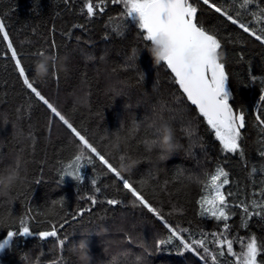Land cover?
Listing matches in <instances>:
<instances>
[{
    "label": "trees",
    "instance_id": "16d2710c",
    "mask_svg": "<svg viewBox=\"0 0 264 264\" xmlns=\"http://www.w3.org/2000/svg\"><path fill=\"white\" fill-rule=\"evenodd\" d=\"M88 2L96 5L100 0H0V21L21 54L30 80L87 139L102 152H110L114 164L120 157L136 161L131 172L122 175L138 188L143 184L149 201L161 209L170 226L189 230L183 233L185 237L191 233L201 239L202 233L209 234L207 246L219 251L210 234L220 232L223 221L203 213L196 201L208 194L205 184L221 167L230 180L222 191L235 193L226 197L229 212L234 213L227 232L234 252L240 253L242 242L246 244L251 235L264 241V219L253 216L247 228L241 227L240 209L231 207L234 201L259 200L253 194L264 189V158L260 156L264 128L256 120L257 115L264 116V102L259 101L264 92V45L206 6L198 7L199 23L222 42L220 51L229 75L228 102L234 112L242 110L246 116L241 160L239 154L220 150L203 118L170 79V71L162 62L152 63L147 54L151 43L122 15L123 6L105 0L104 12L94 8V16L88 18L83 7ZM216 3L234 17L239 14L238 19L254 29L264 26L257 8V3L264 7V0L243 8V0ZM41 50L66 57L65 67L58 69L53 62L48 78L36 82L32 61ZM10 56L0 36V171L18 168L23 180L11 192L0 194V222H9V227L0 228V241L9 230L18 233L21 218L33 235L14 236L0 251V264H78L73 246L85 234L92 264H203L199 257L178 254L172 246L157 249L154 240L166 239L167 229L117 192L112 187L115 178L98 162L94 169L81 161L79 180L63 176L62 169L75 158L70 133L58 119L49 126L51 114L23 87ZM160 119L172 125L177 143L176 152L164 159L152 145L154 126ZM93 180L100 193L94 192ZM90 195L103 201L116 197L122 203L98 202L90 213L73 221V212L90 205L86 199ZM65 216L69 223L59 237L63 246L56 238L39 239L40 230ZM141 241L151 245L149 251L140 246ZM221 259L223 264H235L233 257ZM258 260L264 261V253Z\"/></svg>",
    "mask_w": 264,
    "mask_h": 264
},
{
    "label": "snow or ice",
    "instance_id": "6c2138e0",
    "mask_svg": "<svg viewBox=\"0 0 264 264\" xmlns=\"http://www.w3.org/2000/svg\"><path fill=\"white\" fill-rule=\"evenodd\" d=\"M104 2L105 0H100L96 5L90 2L85 3L83 7L86 9L87 17L92 18L94 16V8L104 12ZM253 2H256V0H243L241 7L243 8ZM112 3L123 6L122 15L139 29L140 33L143 34L144 41L150 42L151 46L158 45L167 52V55L163 57L162 64L170 71V79L178 86L179 92L182 93L183 97H186V101L195 106L194 111L198 112L199 117L203 118L207 128L214 134L215 140L219 142L220 150L224 153L239 154L240 159L244 160L241 140L243 139V130L246 128V116L242 110L234 112L233 107L228 102L229 93L226 92L225 85L229 75L220 51L222 42L218 35L199 23L198 7L206 6V10L210 9L213 13H218L219 16L224 17L232 25L242 29L243 33H247L249 37H254L260 45H264V26L260 27L259 30L250 27L238 19L239 14L234 17L230 11H226L224 7L218 5L216 0H198V3H192L190 0H112ZM257 8L259 15L264 16V7L257 3ZM73 27H77V25H73ZM0 36H2L3 42L7 46V52L11 54L10 59L14 64V71L18 73V78L23 87L34 95L36 101L46 106L51 114L48 118L49 126L52 125L54 120L58 119L70 133L69 144L75 148V158L72 163L62 169L63 176L79 180L81 179V161L93 165L94 169L96 162H98L103 169L107 170V173L115 178L112 187L117 192L128 196L133 207L146 210L167 229L169 235L166 239L154 240L157 249L172 246L178 254L189 252L199 257L203 264H209V259L211 264H223L221 258L225 256L233 257L235 264H264V261L258 260V256L264 253V241L258 242L257 237L251 235L246 244L242 242V251L236 253L233 250V241L227 237L230 228L228 221L234 213L229 212L230 205L226 197L235 195L231 191H222L224 186L230 183L227 171L217 167L215 173L211 175L205 184L208 194L196 201L203 213L217 221H223L221 231L210 234L212 244L219 249L218 252H215L210 251L206 244L209 234L202 233L201 239H195L191 233L185 237L183 233L189 232L188 229L177 230L175 227L170 226L161 209L149 201L143 184L138 188L136 182L130 177H124L109 159L111 153L102 152L95 146L38 90L35 83L30 80L21 59V54L14 48L6 30V25L2 21H0ZM52 46L55 47V41H53ZM39 54L43 55V50ZM53 60H55V56H53ZM241 61H243L242 56ZM252 79L255 80L256 76L253 75ZM259 101L264 102V92L259 95ZM256 120L264 128V116L257 115ZM149 127L151 128L153 125H149ZM77 141L78 143H76ZM260 156L264 158V151L260 152ZM123 159V157H120V160ZM160 159H164V156L161 155ZM92 184L94 192L100 193L101 188L96 186L95 180L92 181ZM121 184L122 188H120ZM255 195H259L261 198L259 200H242L238 203L234 201L231 205L232 208L240 209L241 227L247 228L248 221L253 216L264 219V189L258 194H253V196ZM86 199L90 201V205L88 207L81 206L73 212V221L83 217L85 213H90L93 206L97 205L98 202H106L110 206L122 203V200L116 197H109L106 198V201H103L99 200L96 195H90ZM68 223V218L66 216L62 217L61 221H53L49 229L40 230L37 235L41 241H45L47 238H56L57 243L63 246L64 240L59 238L60 230ZM57 224H59V229ZM7 227H9L7 220L0 222V228ZM17 234L21 238L33 235L29 225L23 218L20 220L18 233L9 230L6 237L0 241V251L8 247ZM140 246L145 251H149L151 248V245L143 241L140 242ZM225 248L227 249L226 253ZM199 249H203V252L201 253ZM228 264H232V261H229Z\"/></svg>",
    "mask_w": 264,
    "mask_h": 264
},
{
    "label": "clouds",
    "instance_id": "9594fccd",
    "mask_svg": "<svg viewBox=\"0 0 264 264\" xmlns=\"http://www.w3.org/2000/svg\"><path fill=\"white\" fill-rule=\"evenodd\" d=\"M147 54L152 63L155 64L161 63L163 57L167 55V52L162 50L158 45H152L147 49ZM65 60L66 57H55V60H53V56L48 53H44L43 55L38 54L32 61L31 71L33 73V79L36 82L45 81L49 75L50 65L55 62L58 69H63L65 67ZM154 131L156 138L153 140L152 145L159 150L162 156L169 158L177 150L175 130L168 121L160 119L155 123ZM115 165L121 174H128L136 166V161L130 158L119 159ZM22 182V177L16 168L10 167L0 171V194L11 192L13 188ZM88 236V234L82 235L81 239L74 243L73 253L76 256L78 264H92L93 256Z\"/></svg>",
    "mask_w": 264,
    "mask_h": 264
},
{
    "label": "water",
    "instance_id": "95a60500",
    "mask_svg": "<svg viewBox=\"0 0 264 264\" xmlns=\"http://www.w3.org/2000/svg\"><path fill=\"white\" fill-rule=\"evenodd\" d=\"M186 98V97H185ZM192 106V105H191ZM192 107H195V106H192Z\"/></svg>",
    "mask_w": 264,
    "mask_h": 264
}]
</instances>
